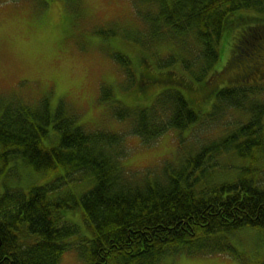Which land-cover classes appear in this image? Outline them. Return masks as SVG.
Segmentation results:
<instances>
[{"label": "trees", "instance_id": "16d2710c", "mask_svg": "<svg viewBox=\"0 0 264 264\" xmlns=\"http://www.w3.org/2000/svg\"><path fill=\"white\" fill-rule=\"evenodd\" d=\"M131 1L144 25L138 35L143 50L167 43L170 52L155 53L156 64L165 69L177 65L183 72L177 76L169 69L157 76L143 55L135 60L140 77L148 72L146 80L141 78L137 100L149 97L145 93L149 86L164 82L168 88L149 106L132 108L116 100L121 104L114 114L131 120V133L152 145L171 129L182 131L205 119L196 105L211 95H216L217 107L234 106L246 117L176 163L166 159L155 169L133 171L123 165L127 150L121 132L78 125L76 113L62 101L53 109L47 96L32 104L0 93V150L5 161L20 158L37 174L59 173L65 167L71 181L93 179V186L82 195L63 193L64 178L0 192V264H59L62 254L73 249L84 264H168L167 255L233 254L235 246L222 232L246 226L264 231V172L259 176L249 169V176L234 182L212 177L219 160L231 151L250 160L264 156V87L259 92L256 86L218 83L231 68L238 69L234 76L238 80L256 72L252 61L263 43L264 24L242 26L235 57L211 84L220 59L219 41L249 18L239 11L264 12V0ZM245 34L252 41L242 49ZM119 60L133 65L126 55ZM127 68L123 66L135 77L134 69ZM109 98H114L111 87H102L101 99ZM51 130L56 132L53 139L58 138L53 146L45 144ZM180 142L186 139L181 137ZM80 207L92 236L68 242L79 227L66 220V212Z\"/></svg>", "mask_w": 264, "mask_h": 264}, {"label": "rangeland", "instance_id": "374dc122", "mask_svg": "<svg viewBox=\"0 0 264 264\" xmlns=\"http://www.w3.org/2000/svg\"><path fill=\"white\" fill-rule=\"evenodd\" d=\"M23 1L25 0H10L8 3L0 4V93L18 96L32 104H37L42 97L47 96L53 108L62 101L69 112L76 113L78 125L89 129L101 128L121 132L125 135L124 143L127 150V155L123 157V165L128 169L133 171L155 169L166 159L176 163L180 157L193 152L197 145L199 147L207 140L220 137L226 127H233L245 118L240 115L239 110L226 106L220 108L216 106L217 104L214 106L216 95H211L200 99L196 109L203 116L208 113L213 116L206 117L182 131L171 129L162 134L157 142L147 145L139 135L131 133L130 119L116 117L114 114L116 105L124 103L123 106L132 108L149 106L155 100L156 94L168 86L164 82L149 86L145 92L149 97L137 100L140 94L138 86L142 85L139 74L132 77L128 66L126 68L130 74L123 69L115 56L118 54L130 56L136 72L135 60L143 55L142 57L148 61L145 64L151 67L150 70L157 76H164L170 68L158 67L154 57L155 53L167 55L170 50L167 43L152 46L149 51L143 50L136 37L144 25L136 15L132 1L45 0V3H42V0L41 3L37 0ZM239 14L249 18L228 34L225 33L221 41L220 61L215 69L221 70L229 59L235 57L240 45L239 39L245 28L242 26L253 28L264 24V13L256 9H243ZM251 41V36L246 35L242 49L248 47ZM148 44L149 42H146L145 45ZM174 52L181 54L182 50L175 49ZM262 69L264 58L260 71ZM170 70L177 76L183 73L179 71L177 65ZM230 71L223 76V73L219 72L222 76L219 85L228 83L235 73V68H231ZM217 75L216 72L211 84L214 85ZM245 83L263 86L264 76L258 72L251 75ZM102 84L111 86L114 98L106 101L100 99ZM197 95L201 96L200 93ZM262 97L264 98V93ZM116 100H120L121 103ZM218 109L220 113L215 114ZM55 133L54 131L50 133L45 144L53 146L57 143L58 138L53 139L56 137ZM181 137L186 139V142H180ZM249 169L261 176L264 172V156L261 154L258 159L250 160L231 151L224 159L219 160V165L213 169L212 177L217 181L234 182L243 175L249 176ZM37 173L20 158L15 162L5 161L0 150V192L5 191L7 187L28 188L34 182L44 183L61 178L66 179V184L61 188L63 193L82 195L93 186L91 176H86L79 182L69 180L65 167H61L59 173ZM66 220L79 227L78 233L70 237L68 242H79L84 237L92 236L91 229L83 220L81 207L68 210ZM221 234L236 247L234 254L196 256L181 253L167 255L164 261L168 264H260L264 261L263 229L246 226ZM59 264L84 262L79 252L73 249L62 254Z\"/></svg>", "mask_w": 264, "mask_h": 264}, {"label": "flooded vegetation", "instance_id": "af4514ba", "mask_svg": "<svg viewBox=\"0 0 264 264\" xmlns=\"http://www.w3.org/2000/svg\"><path fill=\"white\" fill-rule=\"evenodd\" d=\"M239 43H240V39H239ZM238 47H240V45ZM263 53H264V43L260 46L258 52H256V58H254V60L252 61V65L256 69V72L254 74H256L258 72H261V75L264 76V69H262V71H260L261 67H262V64H263V58H264L263 57ZM225 66H226V64L224 65V67ZM224 67L222 69H224ZM227 67H229V65ZM145 74L148 76V72H145V73L141 74L142 80H146L145 79ZM237 76H238V72H235V77H237ZM232 77H233V75H232ZM232 77L227 81L228 83H226V85L232 83V81L234 79Z\"/></svg>", "mask_w": 264, "mask_h": 264}]
</instances>
